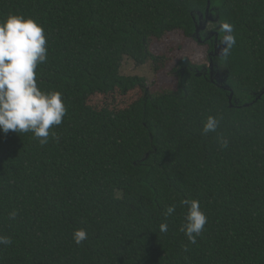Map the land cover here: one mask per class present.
<instances>
[{
	"label": "trees",
	"instance_id": "16d2710c",
	"mask_svg": "<svg viewBox=\"0 0 264 264\" xmlns=\"http://www.w3.org/2000/svg\"><path fill=\"white\" fill-rule=\"evenodd\" d=\"M208 4L0 0V20L19 13L43 26L37 83L66 106L58 140L0 131V235L12 241L0 264H264V0H210L214 19L198 34ZM225 22L236 43L211 56ZM174 31L207 45L208 64L182 57L177 87L156 92L122 73L127 57L161 70L152 41ZM212 59L225 82L211 77ZM98 95L123 105H95ZM210 115L220 125L205 134ZM191 198L207 216L194 244L180 231Z\"/></svg>",
	"mask_w": 264,
	"mask_h": 264
},
{
	"label": "clouds",
	"instance_id": "9594fccd",
	"mask_svg": "<svg viewBox=\"0 0 264 264\" xmlns=\"http://www.w3.org/2000/svg\"><path fill=\"white\" fill-rule=\"evenodd\" d=\"M220 31L224 33L221 43V55L227 58L236 40L232 34V25L225 22ZM47 39L43 26L34 18L19 13H10L0 20V131L7 134L31 132L41 145L48 143L49 137L58 140L52 130L60 125L66 114L62 93L55 90H42L37 83L36 68L47 61ZM220 125L216 116H208L203 132H215ZM226 147L228 141L221 139ZM187 207L184 223L180 231L184 232L190 243H196L207 222L206 213L198 199H185L181 202ZM175 205L166 209L165 216L173 214ZM15 218L17 213L11 212ZM167 223L160 225L161 232H167ZM87 238L84 229H76L73 239L81 244ZM11 239L0 235V244H11ZM187 251V246H185Z\"/></svg>",
	"mask_w": 264,
	"mask_h": 264
},
{
	"label": "rangeland",
	"instance_id": "374dc122",
	"mask_svg": "<svg viewBox=\"0 0 264 264\" xmlns=\"http://www.w3.org/2000/svg\"><path fill=\"white\" fill-rule=\"evenodd\" d=\"M211 23L212 20L207 24L208 27L211 26ZM151 49L157 56H162L166 59L165 66L158 72L154 70L151 61L139 66L128 57L125 58L122 66V73L125 75L145 77L151 92L175 89L177 87L178 77L173 71V68L182 57L188 56L196 63L204 62L208 64L207 45L202 46V44H199L196 40L187 38L181 31L170 32L160 40L154 39ZM116 96V99H114L112 96L98 95L92 99V103L99 106L104 104L122 106L123 102L119 105L117 102L119 96Z\"/></svg>",
	"mask_w": 264,
	"mask_h": 264
},
{
	"label": "water",
	"instance_id": "95a60500",
	"mask_svg": "<svg viewBox=\"0 0 264 264\" xmlns=\"http://www.w3.org/2000/svg\"><path fill=\"white\" fill-rule=\"evenodd\" d=\"M203 18H204V14H200V24L197 25V33L198 34L200 33V31L202 29L206 28V26L209 23V21L214 19L213 13L210 12V0H209V4H208V7H207V10H206L205 20H203ZM210 34H212V31H211ZM210 37H211V35L209 36V38ZM216 41H217V43L215 45V50L210 53L211 56L212 55L220 56L221 55V49L224 47V45L222 43H220V44L218 43V38L216 39ZM214 66H215V63H214V60L212 59L210 61V63H209L211 77L213 78L215 76L216 80L219 83L225 82V80L227 79V72L221 71V70H217V69L214 68Z\"/></svg>",
	"mask_w": 264,
	"mask_h": 264
},
{
	"label": "flooded vegetation",
	"instance_id": "af4514ba",
	"mask_svg": "<svg viewBox=\"0 0 264 264\" xmlns=\"http://www.w3.org/2000/svg\"><path fill=\"white\" fill-rule=\"evenodd\" d=\"M211 29L207 30V33L210 31Z\"/></svg>",
	"mask_w": 264,
	"mask_h": 264
}]
</instances>
